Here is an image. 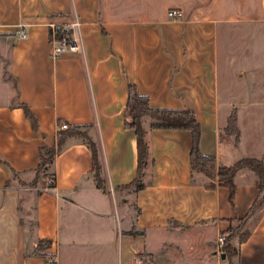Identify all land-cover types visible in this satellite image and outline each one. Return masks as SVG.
<instances>
[{
    "label": "crops",
    "instance_id": "0c3cea01",
    "mask_svg": "<svg viewBox=\"0 0 264 264\" xmlns=\"http://www.w3.org/2000/svg\"><path fill=\"white\" fill-rule=\"evenodd\" d=\"M174 9L179 19L167 17ZM73 22L79 51L52 58L50 25ZM129 86L152 110L194 113L201 154L231 166L222 126L233 110L238 125L245 98L264 107V0H0V158L19 176L0 164V264L227 261L216 239L257 199L256 176L238 173L231 205L226 188L192 181L190 132L150 129L145 118V188L122 189L137 168L135 133L124 127ZM62 123L97 146L105 191L96 187L81 136L66 139L56 155L53 188L36 177L39 149L56 144ZM252 152L246 158L264 159ZM30 203L28 233L20 214L28 216ZM248 222L249 238L232 241L239 253L232 262L264 264V210ZM182 231L193 237L178 238ZM186 248L192 251L180 257Z\"/></svg>",
    "mask_w": 264,
    "mask_h": 264
},
{
    "label": "trees",
    "instance_id": "16d2710c",
    "mask_svg": "<svg viewBox=\"0 0 264 264\" xmlns=\"http://www.w3.org/2000/svg\"><path fill=\"white\" fill-rule=\"evenodd\" d=\"M71 32H62L61 28L57 29V38H61ZM50 39V35H49ZM26 119L30 122L34 130L37 129V121L25 106L20 104ZM148 118L150 121V129L179 130L190 132L192 138V146L190 151V169L192 181L195 183L198 179L204 182V188L214 190L217 187H223L228 190L229 203L233 205L236 194V176L239 172L248 170L256 176L255 188L258 191V197L251 205L244 219L238 221V226H230L225 232V240L222 253L227 261L232 264V260L238 257V250L232 245V241L237 239L239 243L245 242L250 236V230L242 232L247 224L256 213L264 210V159H241L231 166H218L215 157L204 156L199 149L200 126L197 123L194 113L190 111H168V110H152L149 107L148 99L137 93L133 86H129L128 101L125 111L124 127L133 130L136 137L137 150V168L136 177L128 185L122 187L124 190L134 189L140 191L145 188L144 178L149 161V147L146 140V131L143 128V119ZM224 135H220V142L224 140L230 143L233 139V146L237 147L240 140V131L237 125L236 111L233 110L226 121ZM56 144L50 147H42L39 149V164L35 171L36 177H45L49 180V187H54V160L56 155L61 151L66 139L72 136H81L85 145L91 152L92 171L96 187L105 191L103 180L101 178V165L99 162L98 149L95 143L87 136L85 132H81L79 127H68L66 130H59ZM0 164L8 169L11 178L19 179L11 167L0 158ZM48 171L51 173L48 174ZM49 242H38V248L46 249Z\"/></svg>",
    "mask_w": 264,
    "mask_h": 264
},
{
    "label": "rangeland",
    "instance_id": "374dc122",
    "mask_svg": "<svg viewBox=\"0 0 264 264\" xmlns=\"http://www.w3.org/2000/svg\"><path fill=\"white\" fill-rule=\"evenodd\" d=\"M223 66V65H221ZM225 74L222 71L220 75V88H223L225 85ZM239 95L243 93L242 89L236 90ZM2 99V97H1ZM244 106H237V114H238V127L240 129V145L238 147L233 146V139H230V143L224 140L222 141L223 149L227 153H230L233 162H237L243 158H246L249 154V151H253L252 154L256 156V158H262L264 156V130H263V122L264 117L262 115V111H264V107L260 105L253 104L254 102L248 100L247 98L244 99ZM226 126V125H225ZM224 128L222 126V129L220 131V135L222 137H225L224 135ZM51 172L48 171V174ZM118 212L121 214L122 208L120 203L118 202ZM29 214L28 216L25 214V209L22 211L20 216L23 220L26 222V226L29 230L28 233H30L33 229V221H32V203L28 206ZM252 222V221H251ZM247 222V224L244 226L242 232L248 231L251 228L252 223ZM239 225V224H238ZM237 225V226H238ZM177 233V232H176ZM193 233H188L186 231L179 232L177 234L178 238H187L188 236H192ZM189 237V238H190ZM217 240V239H216ZM192 250H189L186 248L184 250H179L180 257H185L186 253H190ZM221 264V263H220ZM222 264H230L225 259L222 261ZM232 264H235V262H232Z\"/></svg>",
    "mask_w": 264,
    "mask_h": 264
},
{
    "label": "built area",
    "instance_id": "2783aa9c",
    "mask_svg": "<svg viewBox=\"0 0 264 264\" xmlns=\"http://www.w3.org/2000/svg\"><path fill=\"white\" fill-rule=\"evenodd\" d=\"M181 16L179 10H169L167 13V17L169 19H179ZM79 27L77 22L70 23L68 25H50V45H51V56L52 58H58L63 52L69 51L73 53H77L79 51V45L75 39V30ZM61 28L62 32H71L61 38H57V29ZM24 37V36H22ZM59 130L68 129V125L62 123L58 127ZM225 237L219 236L216 240V250L218 253H222V248L224 244ZM48 264H54L55 260L48 258L46 260Z\"/></svg>",
    "mask_w": 264,
    "mask_h": 264
},
{
    "label": "water",
    "instance_id": "95a60500",
    "mask_svg": "<svg viewBox=\"0 0 264 264\" xmlns=\"http://www.w3.org/2000/svg\"><path fill=\"white\" fill-rule=\"evenodd\" d=\"M221 258H222V259H224V258H225V256L222 254Z\"/></svg>",
    "mask_w": 264,
    "mask_h": 264
}]
</instances>
